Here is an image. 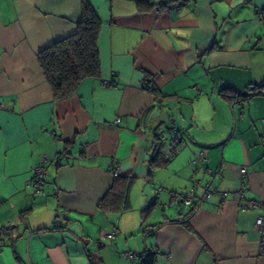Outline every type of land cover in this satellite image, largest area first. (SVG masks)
I'll use <instances>...</instances> for the list:
<instances>
[{
    "label": "crops",
    "instance_id": "1",
    "mask_svg": "<svg viewBox=\"0 0 264 264\" xmlns=\"http://www.w3.org/2000/svg\"><path fill=\"white\" fill-rule=\"evenodd\" d=\"M87 1L100 77L55 100L37 53L75 32L81 0H0V264H264V210L237 193L244 166V199L264 203V0ZM159 125L186 142L169 160ZM117 178L132 180L119 212L103 205ZM197 179L227 196L199 190L190 214Z\"/></svg>",
    "mask_w": 264,
    "mask_h": 264
},
{
    "label": "trees",
    "instance_id": "2",
    "mask_svg": "<svg viewBox=\"0 0 264 264\" xmlns=\"http://www.w3.org/2000/svg\"><path fill=\"white\" fill-rule=\"evenodd\" d=\"M135 1L138 7L147 3L145 0ZM153 6V3H148L146 7ZM100 27L101 21L94 9L87 0H81V18L76 24L75 32L54 41L37 53L39 66L55 100H65L71 97L83 79L100 77L101 66L97 49ZM145 80L147 81L146 89L156 93L152 81L148 78ZM226 88L221 90L225 94L228 91ZM243 94L237 95L242 97ZM131 183V178H117L114 186L103 198V205L118 212L128 209ZM192 206L190 205V214L194 211ZM184 224L188 227L186 222ZM152 262L153 259L144 258L141 264H152Z\"/></svg>",
    "mask_w": 264,
    "mask_h": 264
},
{
    "label": "built area",
    "instance_id": "3",
    "mask_svg": "<svg viewBox=\"0 0 264 264\" xmlns=\"http://www.w3.org/2000/svg\"><path fill=\"white\" fill-rule=\"evenodd\" d=\"M173 9L176 11H179L180 5L170 4L165 7V10H168V11H171ZM155 11L160 12L161 9L159 7H155ZM262 16L264 15L260 14V18H262ZM108 85L112 86V83H108ZM142 85L143 87H146L147 81L144 80L142 82ZM254 91L257 94L264 95V84L256 85L254 87ZM117 121L118 119L115 120V122ZM155 134L162 143V154L166 160H169L171 157H173L178 151H180L186 145V142L183 139L179 138L178 131L175 127L159 125L155 130ZM261 138H262V142H264V125H262ZM58 139H60V137H58ZM206 160L207 158H206L205 151L200 150L198 154L192 159L191 163L194 165H200L203 171L206 172L208 171V169L203 167V164L204 162H206ZM47 162H48L47 159L43 156L41 157L39 162L32 168V177H31L30 186L36 191H41L42 186L45 183V178L47 175ZM114 169L117 170L116 164L114 165ZM239 173L241 175V183H240L237 193L239 197L243 199L240 205L241 209L244 210V209H250L252 207H258L264 210V203L255 202L252 200L249 201V200L244 199V194L247 190V185L244 181V176L247 173V168L244 166L240 167ZM199 190H202V196L206 198L212 197L213 195H217L220 197V200H224L227 196L226 192L217 191L214 189H210L209 187L203 186L201 184V181L197 179L192 182L191 186L189 187V189L187 190V192L185 193L182 199L185 206L192 205L193 201L197 197V192ZM255 226L261 235L260 245L261 247H264V219H262V217H257L255 221ZM2 228L3 227L0 225V233H1ZM10 232L12 233V235L15 234L14 229H11ZM105 236L109 239L113 238L114 230L105 234ZM1 250H2V246H0V251ZM129 257H132V255L130 254Z\"/></svg>",
    "mask_w": 264,
    "mask_h": 264
},
{
    "label": "rangeland",
    "instance_id": "4",
    "mask_svg": "<svg viewBox=\"0 0 264 264\" xmlns=\"http://www.w3.org/2000/svg\"><path fill=\"white\" fill-rule=\"evenodd\" d=\"M156 209H158V210H156ZM156 209H154L153 211H156V213H160L161 212V210H163V208L159 205V207L158 208H156Z\"/></svg>",
    "mask_w": 264,
    "mask_h": 264
}]
</instances>
